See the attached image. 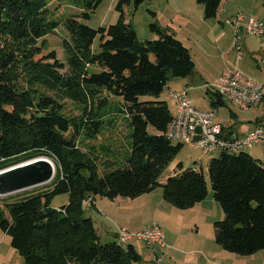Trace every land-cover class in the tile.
Instances as JSON below:
<instances>
[{
    "label": "trees",
    "instance_id": "obj_1",
    "mask_svg": "<svg viewBox=\"0 0 264 264\" xmlns=\"http://www.w3.org/2000/svg\"><path fill=\"white\" fill-rule=\"evenodd\" d=\"M61 1L79 11L57 19L51 17L49 0H0V170L39 156L57 167L51 189L0 207V228L24 264H135L142 260L136 247L120 235L123 242H103L84 202L96 196L136 197L160 185L165 200L179 209L206 199L202 167L180 163L178 173L160 182L163 169L184 147L166 136L175 116L161 96L170 76H189L195 61L180 38L156 23L150 27L158 39H139L126 8L137 9L146 0H117L118 21L98 28L84 20L102 0ZM225 1L198 0L205 19L217 17ZM238 13L247 16L237 11L225 23ZM59 28L67 33L65 61L49 43ZM97 37L98 52L93 49ZM212 94L214 108L225 105L218 92ZM146 95L155 99L142 100ZM67 99L80 105L79 115L66 113ZM118 119L129 125L128 155L119 162L107 160L110 166L102 173L96 145L85 150L78 139L95 140ZM245 149L217 150L208 175L225 213L214 223L217 243L231 253L252 255L264 250V162ZM63 193L69 201L60 211L51 199Z\"/></svg>",
    "mask_w": 264,
    "mask_h": 264
},
{
    "label": "rangeland",
    "instance_id": "obj_2",
    "mask_svg": "<svg viewBox=\"0 0 264 264\" xmlns=\"http://www.w3.org/2000/svg\"><path fill=\"white\" fill-rule=\"evenodd\" d=\"M259 1L260 0H256L257 6L260 4L259 6H261V8L264 10V4H262L261 2L259 3ZM116 3L117 0H102L99 7L91 13V17L89 19H85L84 21L94 28H98L100 26H109L116 23L119 19V12L116 9ZM203 9V5L198 3L197 0H146L137 9H135L133 5L127 7L126 15L127 20L131 22L132 26L138 33L139 39L142 41L154 40V37H156V39L159 38L158 33L153 31L150 27L152 23H156L162 30H169L170 33L175 34L178 38L180 36L182 37L183 35V42L186 43V46L191 50L192 56H194L197 60L198 68L196 70L197 73L200 74V81H206V83L213 82V85L215 83L214 81L217 80L216 76L218 75L217 64H221L223 60L219 55L220 48L215 42L216 34L212 30L215 29L216 26H222V24L219 23V19L221 18L222 13H220V11L217 17L206 20L203 17ZM49 10L52 13L51 17H56L57 19L79 11V9L74 7L72 4L68 2H62L61 0H49ZM184 11H186V14L188 15L184 14ZM153 12L155 14H153ZM248 13H246L247 16L261 19L258 15V11L255 12V15L250 14V12ZM188 16H190V18ZM204 21H206V23H204ZM209 24H212L214 28L211 29ZM226 26L230 25L227 24ZM226 28L228 29V27ZM66 34L67 33L65 32L64 28H59L56 32L49 35V43L51 47L57 50L59 58L63 61H65L63 38L66 36ZM212 45H215L217 50H214L212 48ZM93 49L97 52L101 50L99 37H97L94 41ZM204 50H206L207 52H212V56L210 57L204 54ZM236 56H238V53ZM241 57H243V55ZM240 67L247 72L256 75V73L251 70L250 66H247L245 60L243 59L241 60ZM189 78L196 79V72ZM182 79L183 78L170 76L168 85L166 87V92L164 91L163 94L167 93L168 90L181 92L182 88L185 87L183 85L179 86V83H184V80ZM190 95L194 99V105L199 109L203 108L202 110H205L204 107L210 106L209 99L213 97V94H209L208 96L205 87H202L200 88V90H196L195 92L191 91ZM141 98L142 100L155 99V97L149 95L142 96ZM174 100L176 99H168V105L172 113L175 112ZM111 101L113 102V104L117 103V99L115 97H111ZM64 104L66 106L65 111L68 114L79 115L82 112L80 105L72 100L67 99L65 100ZM260 108L261 107L242 109L236 105L226 102L225 105L218 108L219 114H217L216 119L222 122L220 123L223 125L224 129H229V125L237 126L239 124H243V122H247L253 119V117H255L256 115H260ZM106 127L95 140L86 141L84 143L82 137L78 139L79 147H82L85 150L91 146L96 145L94 146V149L96 153L98 152L99 157L102 160L101 162H99L100 172L104 168H106L107 160H115V158H112L113 155H111L110 152H105V150H103V148L101 147L105 145L104 148L108 147L111 151L114 150L113 154L118 158L119 162L120 160L123 161L124 159H126L128 155V149L124 146H126L125 144H127L128 140H131V136L129 137V125L126 121H124V119L121 121L118 119L115 128H113V125H111L110 123H108ZM149 130L152 133L156 132V129L152 126H149ZM242 132L243 130H239V134H241ZM260 146L263 147L262 144H260ZM258 149V145L255 144L254 147L246 148L245 151L250 152L252 150L256 151ZM216 155H218V152H215L211 156L206 155L203 152V149L197 147V145L193 141L185 142L182 150L179 153L175 154L172 160L163 169L162 173L160 174V180H165L169 175L178 173L180 171V163H183L184 168L195 167L197 169H200L201 165H203V168L206 170L209 159L215 157ZM206 178L209 191L212 192V186L207 170ZM51 188V184L42 185L30 190L9 195L10 197L8 196V198H10L9 200L12 201L19 198H24L33 193H43ZM156 195L157 197L160 196V200H162L164 204H166V206L158 205V200L155 199L156 197H151V201H148L147 199H144L146 198L144 195L142 197L135 198L130 202L121 200L111 201L112 199L108 198L105 199L107 200L106 203L108 205H104L103 207L101 202H99V205H101V207L103 208V217L98 214L97 210H91V212L96 215V218L98 217L102 219L104 223L112 225V227H114L113 225H117V227H119L120 229H122V227L124 226L131 227L128 228L131 232L138 231L142 229L141 227H144L146 225L151 227L156 223L159 224L163 230L162 232L164 235V242L170 245V247L166 245V249L164 250L165 252L162 254L163 261L161 264H165L167 260H169V264H198L199 259L200 261H204V259L199 258L202 254H198L199 252H196L195 249H199L201 244L205 242L211 247L218 248L219 250L217 254H210L208 264H246L242 261V263L227 261L225 254L229 251L223 250L222 247L220 245H217L215 241L214 222L216 220H223L225 217V213L222 207L217 201H215V199L212 200H214L217 212L215 210H212V212H202L203 210L201 209L184 210L170 205L163 199V187L162 189L161 187L157 189ZM52 197L53 198L51 199V205L57 208L67 204L69 201L68 193L57 194ZM86 203L87 201L84 202V204ZM150 203H154L158 206H151ZM4 204L5 202L3 198L0 197V207L4 208ZM90 206H92V204H90ZM119 208H122L124 210L119 211ZM171 210H176V212H172ZM89 213V211H86L85 215L89 216ZM128 216L131 218V223L126 221ZM169 219L171 220V223H169ZM213 219L216 220L213 221ZM98 231L102 237L103 242L111 241V239H109L106 234H104V230L100 229ZM119 231L120 230H118V232ZM213 233L214 241L212 239ZM203 235L209 236L210 239L203 237ZM0 237L5 238L4 243L2 242L3 245L0 249V264H24V258L12 247L10 236L7 234H1L0 230ZM132 241H134L137 248L144 255L143 259L135 264H155L151 255L153 252V248L157 247L156 250H158L159 253H162L161 251L163 250V248L158 245L151 247V245H148L144 241L142 242V240H137V238L133 239ZM212 252L214 251L212 250ZM206 253L207 254L205 255L206 257H208L209 252ZM232 254L234 255L235 261L244 258V256L247 257V255H241L237 253ZM257 256L258 257H256V260L258 261L260 259V255ZM175 260H182L183 262H175Z\"/></svg>",
    "mask_w": 264,
    "mask_h": 264
},
{
    "label": "crops",
    "instance_id": "obj_3",
    "mask_svg": "<svg viewBox=\"0 0 264 264\" xmlns=\"http://www.w3.org/2000/svg\"><path fill=\"white\" fill-rule=\"evenodd\" d=\"M260 2L262 4L264 3L263 0H260L259 3ZM259 5L257 6L256 0H233V1L226 0L223 3V6H222V8L220 10L221 11L220 13H222V16L219 19V23H221L222 26H216L215 29H213L214 26H212V24H209L210 28L213 29L212 31L216 34V40H215V42H216V44L220 48V54L219 55H220V58L223 60V62L221 64H217L218 75L217 76L215 75L216 78H218V76L220 75V73L226 67H229V68H239L242 71H244L246 74H248L251 77H253L254 79H256L257 81L264 83V35L263 36H259V35H249V34L242 33L241 34V38L239 39V43L241 44V47L243 48L244 51H243V57L239 58L238 56H236L237 55L236 49L232 48V44H233L234 38H235L234 29H232L233 27L231 25L230 26L232 28L230 26H226L228 23L225 24V21H223V19L225 20V19H227L229 17H232L237 11H244L246 13L250 12V14H253V15H255V12L258 11L259 12L258 15L260 16V18L262 20H264V10ZM203 8H204V6H203ZM183 13L186 14V11H184ZM186 15H188V14H186ZM188 17L190 18V16H188ZM203 17H204V9H203ZM206 20H208V19H206ZM127 22H130V21L127 20ZM204 23H206V21H204ZM226 27H228V29ZM154 38L156 39V37H154ZM179 38H182L181 40L183 41V38L184 37L182 35V37L180 36ZM212 48L214 50H217L216 47H215V45H212ZM190 52H191V50H190ZM204 54H206L207 56H210V57L212 56V52H207L206 50H204ZM191 55H192V53H191ZM192 57H194V56H192ZM193 59H195V68H194L193 72L189 76L183 78L182 80H184V83L183 84H180L179 83V86L180 85L185 86L184 88H182V90L183 89H187L188 90L189 96H190L191 100L194 103V99L190 95V92L191 91L192 92H195L196 90H200V88L205 87L206 93L209 96V94H212V91H214V89L212 87V83L213 82H207L206 83V81H203V82L200 81V74L197 73V70H196L198 68L197 60H196L195 57ZM242 59L245 60L247 66H250L251 70L254 71L256 73V75L251 74V73L247 72L246 70H244L243 68L240 67L241 60ZM195 72H196L197 78L196 79L189 78ZM172 83H174V82H172ZM168 91H167V93L163 94V98L161 96V99H165V100H167V102H168V99H169L168 98ZM174 101H175L174 102L175 112L173 114L175 115V113L177 112V102H176V100H174ZM209 104H210V106L204 107L205 110H209L211 108H214V106L212 105V98L209 99ZM257 107L258 108L261 107L260 108V110H261V114L260 115H258V116L256 115L255 117H253V119H251V120H249L247 122H243V124H239L237 126L229 125V127H230L229 129H224L225 134L227 136L233 135V136L242 137V136L246 135L247 133H249L257 124L263 123L264 122V99L262 100V102ZM218 108H216L217 114H219L218 113V111H219ZM119 120L121 121L123 119H119ZM116 122H117V120H116ZM116 122L113 125V128L116 127ZM219 122H221V121H219ZM239 130H243V132L241 134H239ZM256 144L258 145V148L259 149L256 150V151H253V150L250 151V154H252L255 158H258V159H260V160H262L264 162V141L258 142ZM260 144H262L263 147H261ZM126 145H128V142H127ZM106 151L110 152L111 154H113V152H114V150L111 151V150H108L107 148H106ZM215 152H219V151H215ZM213 154H206V155L211 156ZM112 158L117 159L116 156H113ZM210 160H211V158L209 159V161ZM114 161L115 160L110 161V162H114ZM209 161H208V164H209ZM110 162H107L106 163V168H104L102 170V173H104L107 170L108 166H110ZM201 167L204 170V173L206 174V170L208 172V165H207V169L206 170L203 168V165H201ZM165 181H166V179L165 180H160L161 183H164ZM159 187H161V189H162V186L160 185V186H158L157 188H155L153 191H151L149 193H144V194H141V195L136 196V197H123V196H118L115 199H112L111 201H116V200L117 201H120L121 200V201L130 202V201H132L135 198H139V197H142V196L145 195L146 198H144V199H147L148 201H151V197H156L155 199L158 200V203H157L158 205H161V206L162 205H165L166 206V204H164V202L162 200H160V196L157 197V195H156V191H157V189ZM1 198H3L4 202H6L7 200L10 199V198H8V196L7 197H1ZM105 199H108V198L101 197V196H96L94 198L93 202H88V203L84 204V210H85V212L86 211H89L90 212L89 213L90 214L89 216L93 219L94 225H95L96 230H97L98 233H99L98 230L102 229V230L105 231L104 234H106V236L109 239H111V240H114V239L116 240L117 239L119 242H123L119 238V232H118V230H120V228L117 227V225H113L114 227H112V225H108V224L104 223V221L102 219H100L98 217L96 218V215L91 212V210H97L98 214H100L101 217H103V214L104 213H103V208L102 207L104 205H108L106 203L107 200H105ZM163 199H164V201H167L164 198V194H163ZM212 199H215L214 198V194H213V190H212V192L211 191L208 192V195H207L206 199H204L203 201H201L199 203H196L193 207H191V208H189L187 210H190V209H198L199 210V209H201V210H203L202 212H204V211L212 212V210H215L217 212L216 205L214 204V200H212ZM99 202H101L102 207H101V205H99ZM168 203L170 205L174 206L172 203H170V202H168ZM90 204H92V206H90ZM150 205L151 206H154V207H157L158 206V205H155L154 203H150ZM92 207H95V208H92ZM174 207H176V206H174ZM205 208H207V209H205ZM118 210L119 211H122L124 209L119 208ZM184 210H186V209H184ZM171 211L172 212H176V210H171ZM221 213H220V216H221ZM130 220H131V218L128 216L127 219H126V221H128L129 223H131L132 221H130ZM214 220H216V219H213V221ZM169 223H171V220L170 219H169ZM147 226L148 225H146L144 227H141V228H145ZM125 227L126 226H124L122 228H125ZM128 228H131V227H128L127 226L126 229H128ZM128 230H130V229H128ZM1 234L5 235L7 233H5L4 231L1 230ZM216 234L217 233H216V229H215V241H216ZM99 235H100V233H99ZM4 237H6V236H4ZM4 237H0V249H1L2 245H3L2 242L4 243V240H5ZM203 237L209 238V236H204V235H203ZM133 239H136V238H131L126 243H132L136 247V249L139 251V253L142 255V259H143L144 255L137 248V246L134 243V241H132ZM212 239L214 241V233H213V238ZM216 243H217V241H216ZM166 245L170 247V245L168 243L167 244L165 243V246L164 247H161V248H163V250L161 251L162 253H159L158 250H156L157 247L156 248H153V252H152L151 255H152V259L155 262V264H161L162 263V261H163V259H162V256L163 255L162 254L165 252L164 250L166 249ZM217 245H219V244L217 243ZM154 246H157V245H154ZM154 246H151V247H154ZM211 249L214 252H212ZM223 250H225V249H223ZM195 251L196 252H199L198 254H202V255H200L199 258H203L204 261H205V262L203 260L200 261V259H199L198 264L199 263H201V264H208L209 258H210V254H217L219 250H218V248L211 247L209 244H207L205 242V243L201 244V246H200L199 249L198 248L195 249ZM206 252H209L208 257H206V255H205V254H207ZM225 255H226V260L229 261V262H239V263L245 262L246 264H264V250H260V251H258L256 253L252 254V255H247V257L244 256V258L239 259L238 261H235L234 255L231 252H227ZM257 255H260L259 256L260 259L258 261L256 260V257H258ZM246 259H247V261H246ZM178 261L183 262L182 260H175V262H178ZM165 264H169V260H167V262Z\"/></svg>",
    "mask_w": 264,
    "mask_h": 264
},
{
    "label": "built area",
    "instance_id": "obj_4",
    "mask_svg": "<svg viewBox=\"0 0 264 264\" xmlns=\"http://www.w3.org/2000/svg\"><path fill=\"white\" fill-rule=\"evenodd\" d=\"M234 29L235 38L232 48L236 49L238 57L243 55V48L239 43L241 34L264 35V20L248 17L238 13L236 17L228 20ZM222 98L242 109L257 107L258 97H264V83L257 81L239 68L226 67L212 85ZM168 98L180 100L182 115L176 126H172L171 137L174 142L193 141L203 149L205 154H212L217 150H231L252 148L256 143L264 141V122L257 124L243 137L229 135L224 131L223 125L217 121V110H202L197 108L191 100L188 90L181 92L169 91ZM200 138L195 141V137ZM93 202V199L88 200ZM60 211V208H58ZM159 224L131 232L126 228L119 231L120 238L124 241L137 238L148 245L165 246L164 235Z\"/></svg>",
    "mask_w": 264,
    "mask_h": 264
},
{
    "label": "water",
    "instance_id": "obj_5",
    "mask_svg": "<svg viewBox=\"0 0 264 264\" xmlns=\"http://www.w3.org/2000/svg\"><path fill=\"white\" fill-rule=\"evenodd\" d=\"M200 137L196 136L195 141ZM57 167L47 156H39L0 170V197L50 184Z\"/></svg>",
    "mask_w": 264,
    "mask_h": 264
},
{
    "label": "bare ground",
    "instance_id": "obj_6",
    "mask_svg": "<svg viewBox=\"0 0 264 264\" xmlns=\"http://www.w3.org/2000/svg\"><path fill=\"white\" fill-rule=\"evenodd\" d=\"M263 99H264V97H258L257 106L262 102ZM176 101H177V113H176L173 121L171 122V124L168 126V128L166 130V136H167V138L171 137L172 126H176V124L179 122V117L182 115V106H181L180 100H176ZM240 150H242V149H238L236 151H231V150H224V151L239 152Z\"/></svg>",
    "mask_w": 264,
    "mask_h": 264
}]
</instances>
